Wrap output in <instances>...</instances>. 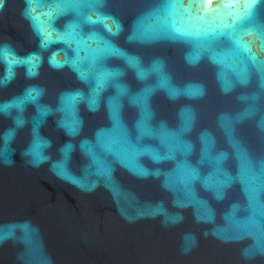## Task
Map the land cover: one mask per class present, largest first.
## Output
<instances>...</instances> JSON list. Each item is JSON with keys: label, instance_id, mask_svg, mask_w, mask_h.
Returning a JSON list of instances; mask_svg holds the SVG:
<instances>
[{"label": "water", "instance_id": "water-1", "mask_svg": "<svg viewBox=\"0 0 264 264\" xmlns=\"http://www.w3.org/2000/svg\"><path fill=\"white\" fill-rule=\"evenodd\" d=\"M252 2L0 0V264H264Z\"/></svg>", "mask_w": 264, "mask_h": 264}, {"label": "snow or ice", "instance_id": "snow-or-ice-1", "mask_svg": "<svg viewBox=\"0 0 264 264\" xmlns=\"http://www.w3.org/2000/svg\"><path fill=\"white\" fill-rule=\"evenodd\" d=\"M257 2V0H253L252 4L250 5V9L251 7H253L255 5V3ZM111 30V29H110ZM41 36L43 37L42 41H41V46L42 47H47L49 45L50 42H55V41H52L51 39V34L47 32V30L45 28H42V31H41ZM58 39H63V37H58ZM38 63L39 61L37 60V63L32 65V67L30 68L29 72L31 75H35L36 74V68L38 67ZM64 63L63 61H57V67H63L64 66ZM77 99V95H73L69 101H66V103H75ZM5 147H7V145H5ZM36 147H39V145H37ZM3 151H0V156H3ZM33 154L36 155L37 157V161L42 159L41 157H39L38 153H36L35 149H33ZM98 175H105L107 174L106 171H100L97 173ZM74 183H78L81 185V187H85V185L81 184L79 181H76L74 180L73 181ZM3 237H0V239H2Z\"/></svg>", "mask_w": 264, "mask_h": 264}, {"label": "clouds", "instance_id": "clouds-1", "mask_svg": "<svg viewBox=\"0 0 264 264\" xmlns=\"http://www.w3.org/2000/svg\"><path fill=\"white\" fill-rule=\"evenodd\" d=\"M42 28L43 27H41L40 29H39V31H40V33H41V31H42ZM57 58H56V54L55 53H53V55H52V57L50 58V60H49V63L53 66V67H57ZM37 95H39V93H37ZM5 163H8V164H10V163H12L10 160H6V161H4ZM42 162V160H35V161H33V163H34V165H36V166H38L39 165V163H41ZM61 178H65V177H61ZM78 186H80L81 187V185H79L78 184Z\"/></svg>", "mask_w": 264, "mask_h": 264}]
</instances>
